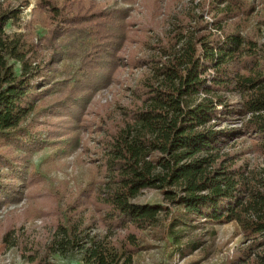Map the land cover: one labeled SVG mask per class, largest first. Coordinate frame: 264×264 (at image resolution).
<instances>
[{
  "label": "trees",
  "instance_id": "1",
  "mask_svg": "<svg viewBox=\"0 0 264 264\" xmlns=\"http://www.w3.org/2000/svg\"><path fill=\"white\" fill-rule=\"evenodd\" d=\"M206 3L201 1L197 14L176 12L175 31L164 35L157 53L133 59L121 54L128 9L71 0L69 13H58L61 24L43 36L51 52L40 66L33 64L32 40L6 32L17 12L0 4V164L10 172L0 173V210L18 204L22 189L30 187L26 168L33 152L54 141L70 148L77 139L74 121L94 95L126 66L144 69L120 115L97 124L107 149L101 160L107 196L96 199L81 189L65 205L50 201L40 212L47 218L45 232L35 230L30 216L7 212L0 218V244L14 247L28 264H48L49 255L68 247L85 264H132L131 255L141 249L136 238L147 228L164 227L170 252L184 255L198 247L182 244L186 228L234 221L252 241L249 253L264 247V169L254 173L237 164L239 153L225 144L248 137L264 155V45L241 32L252 4ZM206 9L211 21L204 18ZM63 53L75 66L73 74L57 79ZM227 91L242 95L238 108L226 104ZM54 112L59 119L46 129L52 141H44L32 122ZM234 113L243 123L224 126L222 117ZM69 114L72 124L63 127ZM68 129L73 138L66 136ZM145 188L160 191L174 212L160 219L166 207L134 202ZM89 206L94 212L83 216ZM97 225L117 235L90 236Z\"/></svg>",
  "mask_w": 264,
  "mask_h": 264
},
{
  "label": "rangeland",
  "instance_id": "2",
  "mask_svg": "<svg viewBox=\"0 0 264 264\" xmlns=\"http://www.w3.org/2000/svg\"><path fill=\"white\" fill-rule=\"evenodd\" d=\"M71 0H0V4L17 12L16 18L6 25L9 34L21 33L27 36L31 43L34 55V66H40L50 56V50L45 46L43 36L55 23L61 24L59 19L62 13H69ZM90 1V0H84ZM104 9H128L126 22L129 24L127 39L121 54L128 58H149L157 53L156 45L164 39V35L175 31L176 12L189 10L197 14L202 0H93ZM252 4L254 12L244 24H241L243 35L264 45V0H239ZM208 4V0L207 3ZM56 8V9H54ZM207 9L204 18L211 21ZM57 65L54 77L73 74L75 63L69 56ZM70 70V71H69ZM144 69L126 66L116 74L117 81L97 92L89 105L79 118L74 121V131L77 139L72 145L62 142H52L31 154L27 163V172L32 178L30 187L23 190L21 201L16 205H9L0 210V218L7 212L16 213L20 217L32 220V226L37 232H45L48 225L47 218L40 215L41 209L54 200L65 205L78 190L85 189L90 196L101 199L107 196L109 188L106 184L108 173L102 166L105 156L103 147L104 132L97 126L102 124V118H116L120 115L122 107L128 105L131 90L137 80L138 74ZM69 71V73H68ZM44 74L45 72L42 71ZM208 78L213 75V69L205 73ZM225 102L230 107L238 108L242 102V95L227 91ZM62 111V110H57ZM56 112V111H55ZM36 116L32 122L34 129L42 136L44 141H52L47 136L46 129L59 119L58 113ZM79 111H77L78 113ZM60 114V113H59ZM62 122L68 127L71 123ZM224 126H238L244 121L239 114H229L222 117ZM65 129V128H64ZM66 136L73 138L72 131L67 130ZM65 133V132H64ZM65 138V137H63ZM62 138V139H63ZM223 140V139H222ZM226 147L238 152L237 164H244L254 173L264 169V155L255 147L250 138L227 139ZM7 151L1 149V153ZM11 161L15 162L14 159ZM0 173L8 175L6 167H1ZM255 170V171H254ZM264 177V175H263ZM138 203L160 204L166 209L159 212L163 219L174 212L172 203L164 195L152 188L141 190L133 199ZM94 209L89 206L81 212L83 216L90 215ZM97 214V213H95ZM195 223V222H193ZM198 228H186L183 231L182 244L196 242L198 247L188 250L184 255L170 252L166 245V231L164 227L147 228L136 238V244L141 249L131 255L132 264H264V247L248 249L252 246L251 239L242 232L240 226L234 222L223 224L197 223ZM117 230L106 229L101 225L93 227L89 234L99 240L104 235L115 237ZM71 247L63 248L53 255H49L48 264H85L81 260V253ZM248 253V254H246ZM0 264H28L14 247L0 244Z\"/></svg>",
  "mask_w": 264,
  "mask_h": 264
}]
</instances>
